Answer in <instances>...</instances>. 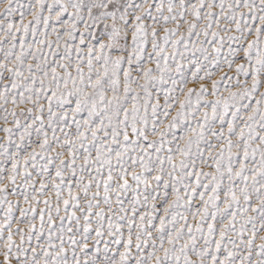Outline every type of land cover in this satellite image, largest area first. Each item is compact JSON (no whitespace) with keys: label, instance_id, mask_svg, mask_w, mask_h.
<instances>
[{"label":"snow or ice","instance_id":"obj_1","mask_svg":"<svg viewBox=\"0 0 264 264\" xmlns=\"http://www.w3.org/2000/svg\"><path fill=\"white\" fill-rule=\"evenodd\" d=\"M0 264H264V0H0Z\"/></svg>","mask_w":264,"mask_h":264}]
</instances>
